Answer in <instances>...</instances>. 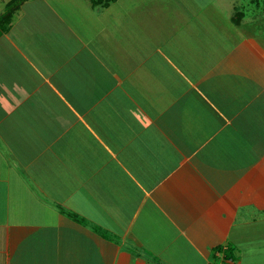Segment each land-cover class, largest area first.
<instances>
[{"label":"crops","instance_id":"0c3cea01","mask_svg":"<svg viewBox=\"0 0 264 264\" xmlns=\"http://www.w3.org/2000/svg\"><path fill=\"white\" fill-rule=\"evenodd\" d=\"M238 10L18 0L0 264H264V20Z\"/></svg>","mask_w":264,"mask_h":264},{"label":"rangeland","instance_id":"374dc122","mask_svg":"<svg viewBox=\"0 0 264 264\" xmlns=\"http://www.w3.org/2000/svg\"><path fill=\"white\" fill-rule=\"evenodd\" d=\"M227 2L230 3V7L238 8V12H244L247 16H260L257 20H264V0H227Z\"/></svg>","mask_w":264,"mask_h":264},{"label":"trees","instance_id":"16d2710c","mask_svg":"<svg viewBox=\"0 0 264 264\" xmlns=\"http://www.w3.org/2000/svg\"><path fill=\"white\" fill-rule=\"evenodd\" d=\"M88 1H90L93 6H107L110 3L117 1V0H88ZM17 2H18V0H12L8 4V7H7L5 14L0 17V26L3 29L5 28V24H7L10 21L12 15H13V12L16 10Z\"/></svg>","mask_w":264,"mask_h":264},{"label":"built area","instance_id":"2783aa9c","mask_svg":"<svg viewBox=\"0 0 264 264\" xmlns=\"http://www.w3.org/2000/svg\"><path fill=\"white\" fill-rule=\"evenodd\" d=\"M221 264H225V262L223 261V263H221Z\"/></svg>","mask_w":264,"mask_h":264}]
</instances>
